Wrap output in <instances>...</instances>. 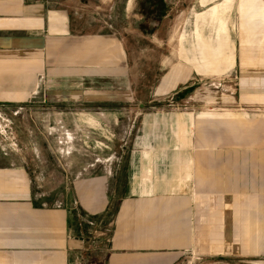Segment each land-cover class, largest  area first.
<instances>
[{
    "label": "rangeland",
    "instance_id": "1",
    "mask_svg": "<svg viewBox=\"0 0 264 264\" xmlns=\"http://www.w3.org/2000/svg\"><path fill=\"white\" fill-rule=\"evenodd\" d=\"M170 1L171 9L163 0H133L128 16L120 5L113 11L81 7L78 28L91 30L94 18L97 29L111 26L127 52L126 65L103 76L84 72L57 79L46 103L19 104L2 115L1 140L32 146L37 159L49 160L37 175L43 171V190L51 198L67 170L82 174L83 192L89 185L83 177L95 160L97 174H103L105 159L119 173L128 164L131 174L139 169L138 148L164 138L175 115L190 114L193 142L207 148L201 152L209 161L203 174L207 169L208 180L224 182L215 189L195 175V193L199 186L206 190L193 207L203 213L198 223L208 226L209 246L194 250L183 264H264V0H232L220 12L230 39L224 48L233 56L232 65L219 71L202 67L197 31L215 39L219 23L208 13L223 0ZM112 187L125 193L130 183L117 180ZM250 213L254 249L242 235Z\"/></svg>",
    "mask_w": 264,
    "mask_h": 264
},
{
    "label": "crops",
    "instance_id": "2",
    "mask_svg": "<svg viewBox=\"0 0 264 264\" xmlns=\"http://www.w3.org/2000/svg\"><path fill=\"white\" fill-rule=\"evenodd\" d=\"M163 1L171 9V1ZM132 2L0 0V119L19 104L26 108L46 103L53 90L50 84L57 79L122 71L127 52L111 26L106 23L97 29V18L90 22L91 30L79 29L76 23L85 14L81 7L113 11L120 5L128 16ZM229 2L223 0L209 10L210 18L219 23L214 40H205L197 31L206 69L219 71L232 65V49L224 48L228 28L219 18ZM191 120L185 113L172 117L164 138L138 148L143 151L136 160L139 169L130 174L128 164L121 166L124 178L108 159L100 161L105 169L97 174L95 160L88 164L89 176L83 177L89 183L83 192L82 174L67 170L51 198L43 190V171L39 179L37 175V167L49 160L37 159L32 146L2 142L0 131V264H183L194 250L209 246L208 226L198 223V214L203 213L193 207L206 189L199 186L202 191L196 194L194 179L198 175L200 183L215 189L224 181L208 180L207 169L203 174L209 161L201 158V152L207 148L193 142ZM117 180L130 183V189L114 190ZM249 217L242 235L254 249L251 213Z\"/></svg>",
    "mask_w": 264,
    "mask_h": 264
}]
</instances>
